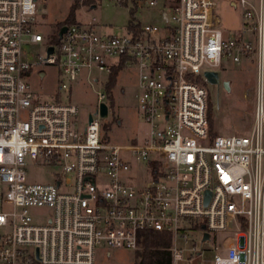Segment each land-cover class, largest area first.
Wrapping results in <instances>:
<instances>
[{"label":"built area","instance_id":"2783aa9c","mask_svg":"<svg viewBox=\"0 0 264 264\" xmlns=\"http://www.w3.org/2000/svg\"><path fill=\"white\" fill-rule=\"evenodd\" d=\"M36 1L0 0V264H94L97 247L138 251L144 232L168 234L169 264H190L201 253L175 245L186 242V230H198L201 241L233 231L212 264H264V0L256 9L246 0H114L159 4L164 25L131 24L115 36L74 22L60 37V27L39 32ZM223 11L235 14V27L222 24ZM35 43L45 46L44 56L22 50ZM252 48L251 127L210 137L204 73L217 72L222 59L239 63ZM41 66L58 72L49 100L27 83L31 68ZM126 68L137 72V111L148 129L140 144L101 136L97 109L109 74ZM93 72L105 75L104 93L81 126L69 94L80 78L98 83ZM129 159L145 164L140 182L129 175ZM27 163L62 171L52 183H33ZM31 208L50 213L32 223Z\"/></svg>","mask_w":264,"mask_h":264},{"label":"rangeland","instance_id":"374dc122","mask_svg":"<svg viewBox=\"0 0 264 264\" xmlns=\"http://www.w3.org/2000/svg\"><path fill=\"white\" fill-rule=\"evenodd\" d=\"M253 8H257L256 0H246ZM73 0H37L36 20L40 26V33L48 36L54 34L58 25L67 17ZM83 7L74 10V22L90 23L92 29L102 35H123L127 26L133 24L137 26L164 25L160 17L163 10L159 4L157 7H134L130 2L124 4L114 0H94L91 5L83 3ZM221 21L226 28H233L236 25L235 14L221 12ZM93 19V21H91ZM232 32H228V36ZM248 41L253 46V40L248 36ZM24 53L31 58L45 55V46L42 43L30 44L22 48ZM38 70L43 77L38 76ZM218 74V84L213 85L203 83L207 92L206 109L210 117V134L216 136L245 135L251 127L254 113V86L256 77V62L254 49L239 63H232L230 60L222 59L220 67L216 70ZM98 77V83L88 85L84 78L71 88L69 102L78 108V119L81 126H84V117L95 110L96 96L104 93L102 84L105 75L93 72ZM137 72L134 69H123L116 75L115 84L110 89V99H104L103 103L107 107V115L101 119L102 138L112 144L131 145L142 143L147 136V126L139 117L137 111V99L139 89L136 81ZM58 72L55 66H41L31 68L27 76V83L30 90L46 100L52 98L56 93ZM262 105L264 110V71ZM226 81L229 90L222 87V82ZM65 99V95L61 94ZM131 165L130 176L135 182H140L144 177V163L129 159ZM143 170V171H142ZM60 167L36 166L27 163L26 178L33 183H52L56 175L61 174ZM63 180H67L70 189L73 183L71 174L64 175ZM49 210L40 208L27 209L32 223H41L45 215H49ZM186 242L181 239L175 245L182 248L185 254L191 252L192 247L201 256L194 258L190 264H212L214 254H224L226 247L233 241V231L210 233L208 241H201V233L198 230H186ZM139 251V249H138ZM109 253L105 257L103 253ZM136 251L113 249L106 250L97 247L94 253V264H135ZM182 264V263H177Z\"/></svg>","mask_w":264,"mask_h":264},{"label":"trees","instance_id":"16d2710c","mask_svg":"<svg viewBox=\"0 0 264 264\" xmlns=\"http://www.w3.org/2000/svg\"><path fill=\"white\" fill-rule=\"evenodd\" d=\"M83 3L86 5H91L94 3V0H84ZM77 8L78 5L74 2L69 8L66 19L61 24H59L58 27L74 23V10ZM116 75V70L112 71L109 74L108 84L105 87L107 100L110 99V89L115 84ZM206 118L208 122V134L210 137H214V135L210 134V117L207 109ZM169 244L170 237L166 233H142L141 239L139 241V251L135 252V264H169L170 257L168 252L166 251Z\"/></svg>","mask_w":264,"mask_h":264},{"label":"water","instance_id":"95a60500","mask_svg":"<svg viewBox=\"0 0 264 264\" xmlns=\"http://www.w3.org/2000/svg\"><path fill=\"white\" fill-rule=\"evenodd\" d=\"M64 30H65V27L64 26L60 27L58 29L57 36L60 37L61 34L64 32ZM47 52L50 53L51 52V48H49ZM204 77H205L207 83H209V84L217 85L218 82H219L218 81V74H217V72H210V73L209 72H206V73H204ZM221 85H222V87H223L224 90H226V91L229 90L228 84H227L226 81L222 82ZM97 111H98V115H99L100 118L103 119V118L106 117V115H107V109H106V106L103 103H100L98 105ZM89 120H90V118H88V121ZM206 237H207V235L206 234H203V240H205Z\"/></svg>","mask_w":264,"mask_h":264}]
</instances>
